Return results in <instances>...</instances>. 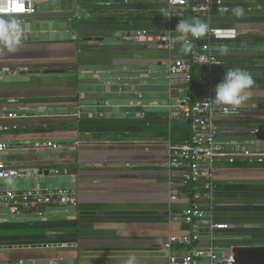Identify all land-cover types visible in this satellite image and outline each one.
<instances>
[{
  "label": "crops",
  "instance_id": "obj_1",
  "mask_svg": "<svg viewBox=\"0 0 264 264\" xmlns=\"http://www.w3.org/2000/svg\"><path fill=\"white\" fill-rule=\"evenodd\" d=\"M36 3L43 8L16 19L22 44L11 52L0 49V116L11 111L29 116L0 120L17 125L0 132V142L10 146L0 153V165L24 173L11 183L0 181V188H67L75 191L77 205L53 204L41 215L31 210L17 218L3 213L0 264H124L129 255L136 264H168L163 244L186 227L165 217L166 150L169 142L187 139L189 130L181 119L168 121L165 106L188 96L189 87L177 81L169 89L162 47L126 37L135 31L175 32L180 20L198 17L186 12L164 17L166 0ZM254 12L213 16L209 22L236 28L241 36L260 35L264 16ZM225 47L217 50L214 89L231 68L247 70L255 82L238 112L217 120L220 138L238 144L234 139L247 133L245 125L264 123V116L252 121L260 117L256 110H264V46ZM222 60L239 64L221 65ZM48 141L58 148L35 147ZM262 179L264 164L216 170L217 220L229 225L218 233L221 250L264 246ZM245 182L253 189L244 190Z\"/></svg>",
  "mask_w": 264,
  "mask_h": 264
},
{
  "label": "built area",
  "instance_id": "obj_2",
  "mask_svg": "<svg viewBox=\"0 0 264 264\" xmlns=\"http://www.w3.org/2000/svg\"><path fill=\"white\" fill-rule=\"evenodd\" d=\"M35 0H0V18H14L35 14ZM166 13L176 18L186 12L192 17L204 19L209 26L205 36L192 40V50L181 52L182 40L178 33L166 30L156 35L135 31L126 41L137 45H158L167 52L164 74L169 89L175 82L188 88V96L176 105L165 106L168 121L179 120L188 125V138L167 145V211L166 220L186 227L180 235H168L163 249L168 253V264H233L231 250L221 252L216 244L218 233L229 230V225L217 220L215 208V175L219 167L236 164L247 167L262 165L264 154L249 151L245 147L220 138L219 118L238 112L215 105L214 69L218 61V47L237 40L242 33L236 28L210 24L213 16H228L233 9L243 7L245 12L261 9L254 0H166ZM27 36L24 35L26 40ZM29 116L8 112L0 116L1 121H23ZM17 130V125L1 124L0 132ZM36 148L57 149L55 142L35 145ZM8 143L0 142V153L9 150ZM57 175L58 171H52ZM17 168L0 165V181H11L23 177ZM53 204L76 207L77 195L67 188H0V223L2 214L22 217L25 212L35 210L41 215L43 208ZM180 208L174 210L173 206Z\"/></svg>",
  "mask_w": 264,
  "mask_h": 264
},
{
  "label": "clouds",
  "instance_id": "obj_3",
  "mask_svg": "<svg viewBox=\"0 0 264 264\" xmlns=\"http://www.w3.org/2000/svg\"><path fill=\"white\" fill-rule=\"evenodd\" d=\"M233 14L241 17L245 14L243 7H236ZM164 17H171L165 14ZM208 23L198 18L180 20L176 26L178 39L183 41L181 52L187 54L193 48L192 40L199 39L208 32ZM23 41V27L14 18H0V49L15 51ZM251 74L242 68H231L225 72L224 78L218 82L214 89L212 102L217 106L233 110L239 108L246 100V92L254 86ZM11 183V181H9ZM124 264H136V257L129 255Z\"/></svg>",
  "mask_w": 264,
  "mask_h": 264
},
{
  "label": "water",
  "instance_id": "obj_4",
  "mask_svg": "<svg viewBox=\"0 0 264 264\" xmlns=\"http://www.w3.org/2000/svg\"><path fill=\"white\" fill-rule=\"evenodd\" d=\"M264 109V104L260 105ZM254 130L247 132L249 138L264 142V123L256 124ZM233 264H264V246H233Z\"/></svg>",
  "mask_w": 264,
  "mask_h": 264
},
{
  "label": "rangeland",
  "instance_id": "obj_5",
  "mask_svg": "<svg viewBox=\"0 0 264 264\" xmlns=\"http://www.w3.org/2000/svg\"><path fill=\"white\" fill-rule=\"evenodd\" d=\"M259 4V3H258ZM264 4V3H263ZM260 6H261V9H259V10H257V9H252L251 11H256V12H254V13H257L258 15H262V16H264V6H262V4H259ZM34 8L35 9H42L43 8V6H44V4H38V3H36V4H34ZM247 12H250V11H247ZM247 12H245V13H247ZM247 34L246 35H255V36H258V37H264V32L263 31H261V32H258L260 35H258V34H256V33H253V32H246ZM262 46H264V43H262L261 44ZM256 46H258V45H251V46H249V48L250 49H255V47ZM51 101H53V100H51ZM54 101H56V100H54ZM256 113H257V115L259 114V118H257V120H254L255 118H253V120L252 121H261L262 119H261V117H263L264 115V110H262V111H258V110H256ZM260 114H262V115H260ZM228 140V139H227ZM234 141L236 142V143H238V145H239V147L240 148H243V147H245L246 149H248L249 151H256V152H263L264 151V143L263 142H258L257 140H255L254 138H248V135H247V133H245L244 135H243V137H240V138H236V139H234ZM258 168V167H257ZM247 180V179H246ZM255 179H253L252 180V182L254 181ZM257 180H259V179H257ZM263 181H264V179H262ZM248 181V180H247ZM251 181V180H250ZM256 181V180H255ZM255 183V182H254ZM240 184H246L245 185V187L246 188H244V190H250V189H253L252 187H250V185L249 184H251V183H248V182H245V183H240ZM259 184V183H258ZM260 184H264V183H260ZM260 190V189H259ZM249 205H251V203L249 202ZM257 211H259V210H257ZM260 212V211H259ZM235 238V237H234ZM221 252H226V250H222Z\"/></svg>",
  "mask_w": 264,
  "mask_h": 264
},
{
  "label": "trees",
  "instance_id": "obj_6",
  "mask_svg": "<svg viewBox=\"0 0 264 264\" xmlns=\"http://www.w3.org/2000/svg\"><path fill=\"white\" fill-rule=\"evenodd\" d=\"M264 0H259V4H262V6H264ZM252 14V13H251ZM229 28H233V27H229ZM262 43H264V37H258V36H253V35H244V36H240L237 40L233 41V42H229L226 43L225 45H232V46H241V45H245V46H251V45H261ZM225 45L218 47V50H226L228 47H225ZM263 48V47H262ZM262 50V49H259ZM236 65L239 63L236 62H226V61H221V65ZM219 65V61H217L215 67ZM166 118V117H165ZM167 119V118H166ZM247 127V132L253 131L254 130V124H248L245 125ZM264 164V163H263Z\"/></svg>",
  "mask_w": 264,
  "mask_h": 264
}]
</instances>
